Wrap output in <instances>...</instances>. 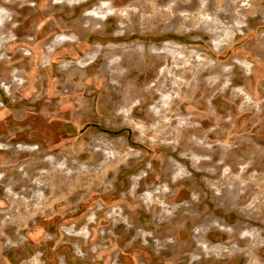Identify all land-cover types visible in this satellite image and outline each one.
<instances>
[{"label": "rangeland", "instance_id": "1", "mask_svg": "<svg viewBox=\"0 0 264 264\" xmlns=\"http://www.w3.org/2000/svg\"><path fill=\"white\" fill-rule=\"evenodd\" d=\"M0 264H264V0H0Z\"/></svg>", "mask_w": 264, "mask_h": 264}, {"label": "bare ground", "instance_id": "2", "mask_svg": "<svg viewBox=\"0 0 264 264\" xmlns=\"http://www.w3.org/2000/svg\"><path fill=\"white\" fill-rule=\"evenodd\" d=\"M186 88H187V87H186ZM61 184L63 185V183H62V182H60V185H61ZM62 185H61V186H62Z\"/></svg>", "mask_w": 264, "mask_h": 264}]
</instances>
